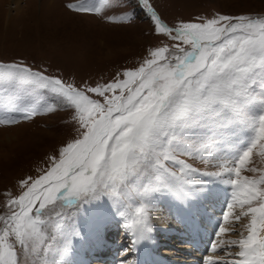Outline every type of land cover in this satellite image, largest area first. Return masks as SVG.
Listing matches in <instances>:
<instances>
[{
    "label": "snow or ice",
    "instance_id": "snow-or-ice-1",
    "mask_svg": "<svg viewBox=\"0 0 264 264\" xmlns=\"http://www.w3.org/2000/svg\"><path fill=\"white\" fill-rule=\"evenodd\" d=\"M110 3L100 0L90 7L78 0L65 6L99 14ZM137 3L155 33L173 43L149 49L139 67L117 73L110 82L79 87L23 61L0 62V84L42 90L54 98L34 96L26 108L0 105L3 111L30 120L55 111L59 101L73 110L79 133L58 156L48 157L42 174L18 182L19 195L5 193L0 264H21V255L46 258L48 242L66 233L64 209L105 197L117 203L133 243L147 238L151 197L163 192L187 197L185 186L194 183L191 174L199 170L182 157L217 161V171L203 175L227 176L222 182L233 188L241 210L236 214L229 202L218 237L233 231L224 226L230 216L235 222L249 218L243 225L247 234L227 242L239 248V259L225 264H264V167L252 158L257 147L264 158V16L218 14L170 27L151 0ZM17 123L15 117L0 119V125ZM241 127L258 135L233 146L229 166L216 149ZM212 249L217 250L215 243ZM67 251L66 244L60 255Z\"/></svg>",
    "mask_w": 264,
    "mask_h": 264
},
{
    "label": "rangeland",
    "instance_id": "rangeland-1",
    "mask_svg": "<svg viewBox=\"0 0 264 264\" xmlns=\"http://www.w3.org/2000/svg\"><path fill=\"white\" fill-rule=\"evenodd\" d=\"M44 1L33 0L29 7L26 0H21L16 12L13 3L9 0H0V62L23 61L34 69H46L47 74L62 77L67 83H74L79 87L95 86L98 83L112 81L117 73H122L125 69L139 67L148 58L149 49L173 43L166 36L155 33L154 27L141 11L137 0H111V3L104 6L99 14L76 13L65 6L68 3H77L78 0H55L60 8L79 17L78 21H73L74 26L64 22L63 19L57 20V17L51 16L53 14L49 16L44 13L41 8ZM85 2L87 6L93 7L98 6L100 0H85ZM151 3L170 27H175L180 21L203 22V19H210L218 14L264 16V0H151ZM109 17L114 19L109 20ZM34 96H42L46 100L54 99L42 90L34 92L25 87L0 84V105L16 104L26 108L32 103ZM73 115V110L59 101L55 111L36 115L30 120L24 119L22 113H7L0 108V119L15 117L19 120L17 124L0 125L2 131H0V214L8 211L4 206L7 199L5 193L19 195L18 182L21 179L42 174L41 170L49 164L48 157L58 156L60 147L78 137V126L73 121ZM256 135L258 134L248 128H236L235 135L229 138V143L222 145L216 151L220 153L222 159L227 158L231 166L233 146L246 145ZM260 150L257 147L252 158L257 167H264V158L258 155ZM182 158L188 159V162L199 170L192 173L190 178L196 181L202 192L217 199V203L213 205L219 206V214L215 213L217 215L211 217L210 227L207 221H204L201 227L208 229V235H202L205 238L201 240L197 238L193 242L189 236L190 228L167 224L158 218L154 210L169 204V201L160 199L157 193L150 200L149 222L152 231L147 235V241L151 247L163 241L164 246L155 247V253L162 257L163 261L171 264H225L239 259L235 256L239 248L228 247L227 242L239 240L241 232L247 234L243 225L249 218L242 217L241 221L235 222L230 216L229 220L224 222V226L232 228L233 231L221 234L219 237L216 235L222 223L223 213L228 210L229 202L234 204L233 211L236 214L241 210L239 204L233 200L232 186L222 182L228 177L215 178L203 175L206 172L217 171V161L208 163L199 159ZM243 174L253 175L249 172ZM195 177L200 179L193 180ZM64 211L66 233L48 242L51 246L48 256L44 258L21 255V264H54L65 242L78 240L89 228L109 225L104 224L106 222L115 224V228L119 227L123 231L121 236L128 234L118 215L117 203L107 197L99 201L79 202L65 208ZM110 229L113 231L112 228ZM157 229L165 232V236L162 237ZM146 239H141V242ZM222 241L225 243L222 244ZM191 243L199 244L201 251H195ZM214 243L217 245L215 251L212 249ZM128 244L130 246V242ZM79 252L81 250H78ZM122 252H133L134 256L127 260L129 258L119 255L120 253L122 255ZM67 253L62 259L63 263L68 258ZM135 253L136 250H126L121 246V249L114 252L113 257L108 258L110 254H105L103 257L98 255L95 256V260L92 258L94 263L92 259L89 262L133 264ZM119 256L123 259H119Z\"/></svg>",
    "mask_w": 264,
    "mask_h": 264
},
{
    "label": "bare ground",
    "instance_id": "bare-ground-1",
    "mask_svg": "<svg viewBox=\"0 0 264 264\" xmlns=\"http://www.w3.org/2000/svg\"><path fill=\"white\" fill-rule=\"evenodd\" d=\"M26 1L29 7L33 3V0H26ZM9 2L13 3V5L15 6V10L17 12L18 11L17 9L19 8L18 4L21 2V0H9ZM41 8L43 9V11H45L44 13L48 14L49 16L53 14L51 16L57 17V20L63 19L64 22L72 26H74L73 21L75 22V20L78 21L79 19L78 16L70 14L66 10L60 8L57 2H55V0H47V1L45 0L42 3ZM88 54H90V52H88ZM10 165L11 164L9 163V169H10ZM196 179H200V178L195 177L193 180H196ZM159 197H156V199H159ZM160 199H167L169 201V204L168 203L164 204V206H162L161 208L154 210V212L158 214L156 215L158 216V218H160L161 222H164L167 224H176L180 227H186L188 229L189 228L192 229L189 231V236L192 238L191 240H194L195 238V241H196L197 238H205L202 235L207 234L208 229L204 227L203 229L201 226L204 225L205 220L210 226V224H212L211 217L212 216L215 217L217 214H219V212L215 210L218 208V205H213L214 203H217V199L212 195H207L206 192H200V194H198L193 191L191 192V194H188L187 197H182L178 192H174V197L173 195L167 194V195L161 196ZM104 224H109V225L89 228L86 235L83 237L82 242L78 243V245H75L74 252L72 251L68 243V249L70 251L68 250L67 260H65L63 263L62 259L65 257L66 254H63V256L59 254L58 262L56 264H91V262L89 261H91L92 258H94L95 260V256L100 255V257H103L105 254H108V255L110 254V256H108V258H110L111 256L113 257L114 252L121 249V246L123 248H126V250L131 248L130 247L131 245L129 246L128 243L130 242V244H133V242L130 240L129 234H126V235L123 234L121 236L123 231L117 226L115 228L114 227L115 224H111L108 222ZM109 227L112 228L113 231ZM157 232L160 233L161 236L163 235L162 237L165 236V232H161V230L159 229H157ZM172 233H169V234H172ZM116 235L118 236L115 237ZM198 240H201V239H198ZM122 243L124 244L122 245ZM146 243L138 244V247L134 249L136 250V253H135L136 256H135V259L133 258L134 259L133 264H157L156 261L161 262L158 264H171L169 262L163 261L162 257L158 256L155 253L156 249L154 251L153 247H151L147 239H146ZM160 243L161 244L158 245L159 247L164 246L163 241H161ZM195 245L196 243H194L193 247H195V251H197V248ZM158 246L156 248H158ZM180 249H182V246L180 247ZM78 250H81V252L78 253ZM134 250H131V251H134ZM198 251H201V249H198ZM133 254H134L133 252L131 253L122 252V255L121 253L119 255L122 257L129 258L127 260H130L134 256ZM120 256L118 258L123 259ZM108 258L107 260H109ZM189 261H194V260H189ZM92 262H93V259H92Z\"/></svg>",
    "mask_w": 264,
    "mask_h": 264
}]
</instances>
